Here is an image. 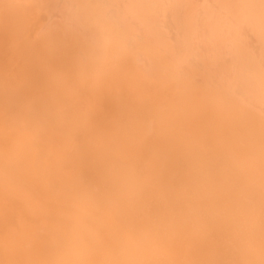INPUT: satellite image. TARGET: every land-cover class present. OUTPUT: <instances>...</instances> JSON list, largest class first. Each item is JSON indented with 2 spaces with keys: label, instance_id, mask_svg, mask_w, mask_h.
<instances>
[{
  "label": "bare ground",
  "instance_id": "obj_1",
  "mask_svg": "<svg viewBox=\"0 0 264 264\" xmlns=\"http://www.w3.org/2000/svg\"><path fill=\"white\" fill-rule=\"evenodd\" d=\"M0 264H264V0H0Z\"/></svg>",
  "mask_w": 264,
  "mask_h": 264
}]
</instances>
